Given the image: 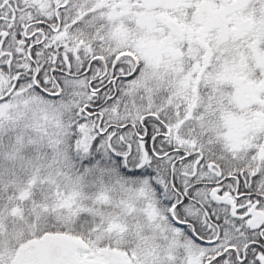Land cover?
I'll use <instances>...</instances> for the list:
<instances>
[{
  "label": "snow or ice",
  "instance_id": "obj_1",
  "mask_svg": "<svg viewBox=\"0 0 264 264\" xmlns=\"http://www.w3.org/2000/svg\"><path fill=\"white\" fill-rule=\"evenodd\" d=\"M0 264H264V0H0Z\"/></svg>",
  "mask_w": 264,
  "mask_h": 264
}]
</instances>
